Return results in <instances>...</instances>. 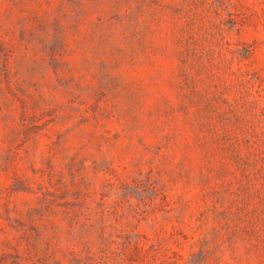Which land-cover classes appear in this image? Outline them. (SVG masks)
Instances as JSON below:
<instances>
[{
  "label": "rangeland",
  "instance_id": "374dc122",
  "mask_svg": "<svg viewBox=\"0 0 264 264\" xmlns=\"http://www.w3.org/2000/svg\"><path fill=\"white\" fill-rule=\"evenodd\" d=\"M0 264H264V0H0Z\"/></svg>",
  "mask_w": 264,
  "mask_h": 264
}]
</instances>
